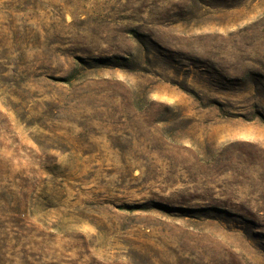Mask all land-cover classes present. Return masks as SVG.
Masks as SVG:
<instances>
[{
    "label": "rangeland",
    "instance_id": "1",
    "mask_svg": "<svg viewBox=\"0 0 264 264\" xmlns=\"http://www.w3.org/2000/svg\"><path fill=\"white\" fill-rule=\"evenodd\" d=\"M0 264H264V0H0Z\"/></svg>",
    "mask_w": 264,
    "mask_h": 264
}]
</instances>
